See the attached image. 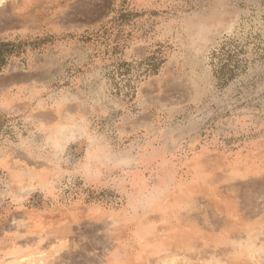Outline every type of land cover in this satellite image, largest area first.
I'll return each mask as SVG.
<instances>
[{
  "label": "rangeland",
  "instance_id": "1",
  "mask_svg": "<svg viewBox=\"0 0 264 264\" xmlns=\"http://www.w3.org/2000/svg\"><path fill=\"white\" fill-rule=\"evenodd\" d=\"M0 264H264V0H0Z\"/></svg>",
  "mask_w": 264,
  "mask_h": 264
}]
</instances>
